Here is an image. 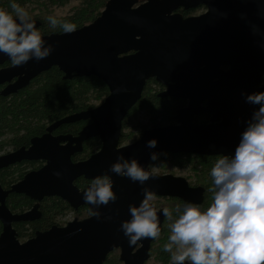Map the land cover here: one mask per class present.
Here are the masks:
<instances>
[{"label": "water", "instance_id": "95a60500", "mask_svg": "<svg viewBox=\"0 0 264 264\" xmlns=\"http://www.w3.org/2000/svg\"><path fill=\"white\" fill-rule=\"evenodd\" d=\"M205 6L198 15L183 16L178 9ZM37 29L41 22L32 18ZM53 51L47 58L16 67H0V95L7 97L27 87L39 74L57 67L63 79L95 76L108 88L96 106L66 115L30 138V144L0 155V170L22 161L43 160L8 189L0 184V264H102L109 252L119 249L122 264H144L153 239L130 246L120 228L130 219L129 206H138L144 189L152 195L177 197L200 204L204 188L190 186L181 176L159 175L149 169L150 154L163 152L205 156H234L241 134L251 120L255 105L248 94L264 90V0H107L90 23L74 33L42 34ZM11 62L0 54V66ZM227 66L226 70L221 66ZM165 86L161 98L187 100L175 110L174 123L144 129L140 136L119 146L122 121L139 100L148 79ZM208 114L207 123L196 116ZM89 121L76 135L51 132L57 127ZM98 137L101 146L88 158L73 161L84 141ZM155 139L156 147H146ZM136 159L155 176L144 185L110 172L120 155ZM59 173L60 175H56ZM107 175L117 200L97 209L84 201L74 183L79 177L93 180ZM10 193L34 201L30 209L13 213L6 205ZM57 196L72 209L87 206L91 215L74 217L64 226L20 241L13 223L32 222L41 217L40 201ZM159 226L165 215L157 209ZM110 217V219H109ZM168 264H171L168 263Z\"/></svg>", "mask_w": 264, "mask_h": 264}, {"label": "clouds", "instance_id": "9594fccd", "mask_svg": "<svg viewBox=\"0 0 264 264\" xmlns=\"http://www.w3.org/2000/svg\"><path fill=\"white\" fill-rule=\"evenodd\" d=\"M9 11L0 7V54L11 64L23 66L29 60H43L51 55L53 45L47 44L29 12L12 0ZM53 29L74 33L77 25L68 20L48 16ZM246 102L259 105L241 134L234 156L220 154L211 169L213 200L206 210L198 204L186 203L170 225L168 242L163 246L170 253L171 264H264V91L248 94ZM157 141L146 143L155 148ZM155 161L158 154L153 152ZM110 172L144 185L155 175L122 154L110 166ZM56 175H60L56 173ZM86 203L93 205L99 219L101 206L117 200L112 181L107 175L94 178L83 193ZM154 196L144 189L141 203L129 206L130 219L120 228L130 246L142 239H158L161 233ZM172 220V212L163 209ZM110 219V217H109Z\"/></svg>", "mask_w": 264, "mask_h": 264}, {"label": "trees", "instance_id": "16d2710c", "mask_svg": "<svg viewBox=\"0 0 264 264\" xmlns=\"http://www.w3.org/2000/svg\"><path fill=\"white\" fill-rule=\"evenodd\" d=\"M142 1L144 0H138V2ZM11 2L12 0H0V7L11 11ZM15 2L24 7L32 18L41 22L38 28L41 34H49L62 32V30L59 27L53 29L47 19L48 16L68 20L75 23L79 28L97 17L107 0H15ZM203 9H205L204 6H200L189 11L183 9H178V11L183 16H188L196 15ZM62 76L63 74L54 66L32 79L27 87L7 97L0 96V151L16 149L23 145L27 146L30 138L40 135L50 123L66 115L90 109L99 104L108 94L107 86L95 76L73 77L72 79H63ZM262 85L264 86V77ZM158 86L161 85L154 78L146 81L139 100L130 108L122 121L120 143L136 140L144 129L173 123L172 117L175 110L184 103L176 98L159 97ZM255 106L258 109L259 105ZM195 121L205 123L207 122V115H200L195 118ZM83 124L84 121L64 124L59 129L76 134ZM127 128H130L131 132H126ZM98 146V139L96 137L90 138L84 142L82 152L77 154L75 159L87 157L95 152ZM169 154L164 152L158 155L161 163L160 171L168 169V164L172 166V160L166 157ZM203 158L202 160H196L193 157L189 159L179 158L175 164L179 166L182 163L187 171L194 167L196 171L202 172V178L199 181L206 189V200L201 209L206 210L212 203L214 195L210 191L213 187L211 169L219 156ZM34 164L35 162L24 161L1 169L0 184L4 188H9L11 184L20 180ZM199 164L201 165L200 168ZM84 182L80 178L75 181V184L81 187ZM151 202L157 208H168V204L162 202L161 198ZM33 203V200L23 194L11 193L6 199V205L13 213L27 211ZM176 208L175 204L169 205L172 220L165 218L159 238L153 239L151 242L149 258L145 264H168L171 262L170 253L165 252L163 246L168 242L169 225L178 218ZM39 210L41 212L39 220L13 223V228L16 230L20 241L32 237L36 230L43 231L53 224H64L61 223V217L67 212L79 219L86 217L89 213L87 207L72 209L57 196L44 197L40 201ZM1 231L2 225L0 223ZM102 264H122L119 260L118 250L109 252Z\"/></svg>", "mask_w": 264, "mask_h": 264}, {"label": "flooded vegetation", "instance_id": "af4514ba", "mask_svg": "<svg viewBox=\"0 0 264 264\" xmlns=\"http://www.w3.org/2000/svg\"><path fill=\"white\" fill-rule=\"evenodd\" d=\"M200 7V6H199ZM204 8H205V6H204ZM206 9V8H205ZM205 9H203L200 13H198V14H201V13H203L204 11H205ZM198 14H196V15H198ZM11 64V62H5L3 65H1L0 67H3V66H8V65H10ZM221 68L222 69H224V70H226L228 67L227 66H225V65H223V66H221ZM264 77V76H263ZM263 77L261 78V81H260V86H263L262 85V79H263ZM6 85V83L5 84H2V85H0V90L4 87ZM161 86H158V91L159 92H161V91H163L164 89H165V86H163L162 84H160ZM264 87V86H263ZM1 96V95H0ZM172 98V97H171ZM179 100H181V101H183V105L181 106V107H183V106H186L187 105V103H188V101L187 100H182V99H179ZM256 107V106H255ZM130 110V109H129ZM256 110H257V108H256ZM201 115H203V114H201ZM205 115H207V122L209 121V115L208 114H205ZM200 116V115H199ZM197 118H198V116H196ZM195 117V118H196ZM194 121H195V119H194ZM89 121H84V124H83V126L85 125V124H87ZM196 122V121H195ZM207 122H205V123H207ZM174 123V122H173ZM198 123V122H197ZM51 124V123H50ZM62 126V125H61ZM61 126H59V127H57L56 129H54L52 132H51V134L52 135H54V136H57V135H61V134H71V133H69V132H66V131H61L59 128L61 127ZM82 126V127H83ZM45 132V130L41 133V134H43ZM78 133V132H77ZM76 133V134H77ZM142 133V132H141ZM40 134V135H41ZM76 134H73V135H76ZM91 138H93V137H91ZM97 139H98V141H99V146H98V148H97V150H99V148H100V146H101V142H100V140H99V138L98 137H96ZM121 138V137H120ZM90 139V138H89ZM88 139V140H89ZM87 141V140H86ZM85 142V141H84ZM131 142H133V141H131ZM128 143H130V142H127V143H120V141H119V146H121V145H124V144H128ZM30 144V140H29V143H28V145ZM27 145V146H28ZM83 145H84V143H83ZM83 145H82V149H83ZM23 146H25V145H23ZM26 146V147H27ZM11 150H14V149H10V150H8V151H0V155L1 154H4V153H7V152H9V151H11ZM96 150V151H97ZM95 151V152H96ZM82 152V150L80 151V152H78V153H75L72 157H71V159L73 160V161H79V160H83V159H86V158H88L90 155H88L87 157H85V158H80V159H75V156L77 155V154H80ZM94 153V152H93ZM92 153V154H93ZM164 153V152H163ZM168 153V152H167ZM217 156H219V155H217ZM167 157V159H170V160H172L171 161V163H172V166H170V164H168V169H166V170H163V171H160L159 170V166L161 165V163H160V159L158 158L157 160H155V161H150V163H149V169H150V171H152L153 173H157V174H159V175H165V174H171V175H174V176H181V177H184L186 180H187V182H188V184L190 185V186H193V187H195V186H200V187H203L204 188V192H203V200H202V202L200 203V204H198L201 208H202V206H203V204H204V202H205V200H206V189H205V187H204V185H202L201 183H200V181L199 180H201V178H202V172H198V171H196L195 170V168L194 167H191L188 171L186 170V167L181 163L179 166L178 165H176L175 164V162H176V160L177 159H179V158H190V157H193V158H195L196 160H202V159H204L203 157H213V156H205V155H199V154H188V153H176V154H172V153H170L169 155H167L166 156ZM214 157H216V156H214ZM22 162H24V161H22ZM27 162H35V164H34V166L33 167H31L29 170H32V169H37V168H39V167H41L43 164H44V161L43 160H38V161H27ZM190 166H192V165H190ZM193 166H195V165H193ZM197 167V169H198V166H196ZM201 167V165L199 164V168ZM156 168V169H155ZM4 169V168H3ZM28 170V171H29ZM83 179L85 182H84V184H83V186H81V187H79L80 189H82V188H84V187H86L87 185H90L91 184V182H92V180H88V179H85L84 177H79V178H77L76 180H78V179ZM75 180V181H76ZM75 181H74V183H75ZM12 185V184H11ZM10 185V186H11ZM76 185V184H75ZM2 186V185H1ZM3 187V186H2ZM78 187V186H77ZM4 188V187H3ZM4 189H8V188H4ZM11 194V193H10ZM154 196V199H160L161 198V201L162 202H164V203H167L168 204V209H169V205H173V204H175L177 207L179 206L180 207V209H181V211H182V209H183V206L186 204V202H184V201H182V200H180L179 198H177V197H171V196H156V195H153ZM181 201V202H180ZM150 203H152V202H150ZM34 204V203H33ZM155 206V205H154ZM81 207H87V206H81ZM155 208L156 209H163V208H160V207H156L155 206ZM88 209V208H87ZM202 210H204V209H202ZM88 211H89V209H88ZM176 211V210H175ZM176 214H177V217H178V215L180 214V213H178L177 211H176ZM91 215V213H90V211H89V213L87 214V216L86 217H88V216H90ZM74 217H77V216H74ZM73 217V218H74ZM86 217H84V218H86ZM72 218V219H73ZM78 218V217H77ZM165 218H166V216L164 217V220H165ZM40 219V218H39ZM39 219H37V220H39ZM79 219V218H78ZM83 219V218H82ZM35 221V220H34ZM70 221V220H69ZM33 222V221H32ZM68 222V221H67ZM67 222H65L64 224H62V225H58V226H64ZM164 222V221H163ZM163 224V223H162ZM54 225V224H53ZM55 225H57V224H55ZM52 226V225H51ZM36 231H38V230H36ZM40 231V230H39ZM162 231V230H161ZM34 235V234H33ZM115 250V249H114ZM118 250V255H119V249H117ZM113 251V250H112ZM148 260V259H147ZM145 264V263H144Z\"/></svg>", "mask_w": 264, "mask_h": 264}, {"label": "rangeland", "instance_id": "374dc122", "mask_svg": "<svg viewBox=\"0 0 264 264\" xmlns=\"http://www.w3.org/2000/svg\"><path fill=\"white\" fill-rule=\"evenodd\" d=\"M141 116V115H140ZM141 117H143V116H141ZM132 130V129H131ZM126 132H131L130 131V128H127L126 129ZM134 135H135V133H134ZM133 135V136H134ZM74 217V215L72 214V213H70V212H67L65 215H63L62 217H61V223H65V222H67V221H69V220H72V218Z\"/></svg>", "mask_w": 264, "mask_h": 264}]
</instances>
